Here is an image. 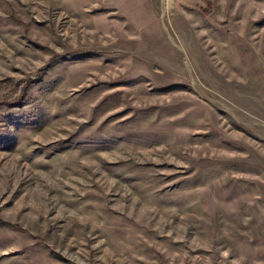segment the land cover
<instances>
[{"label": "rangeland", "instance_id": "obj_1", "mask_svg": "<svg viewBox=\"0 0 264 264\" xmlns=\"http://www.w3.org/2000/svg\"><path fill=\"white\" fill-rule=\"evenodd\" d=\"M0 264H264V0H0Z\"/></svg>", "mask_w": 264, "mask_h": 264}, {"label": "trees", "instance_id": "obj_2", "mask_svg": "<svg viewBox=\"0 0 264 264\" xmlns=\"http://www.w3.org/2000/svg\"><path fill=\"white\" fill-rule=\"evenodd\" d=\"M28 89V86L25 87V91ZM8 106H13L12 104H7Z\"/></svg>", "mask_w": 264, "mask_h": 264}]
</instances>
